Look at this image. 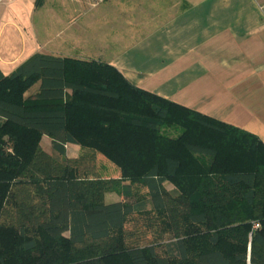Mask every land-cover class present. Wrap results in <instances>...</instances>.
Wrapping results in <instances>:
<instances>
[{
	"label": "trees",
	"instance_id": "16d2710c",
	"mask_svg": "<svg viewBox=\"0 0 264 264\" xmlns=\"http://www.w3.org/2000/svg\"><path fill=\"white\" fill-rule=\"evenodd\" d=\"M99 153L120 178L100 177ZM132 215L145 223L128 230ZM0 264H264V143L108 63L0 70Z\"/></svg>",
	"mask_w": 264,
	"mask_h": 264
},
{
	"label": "crops",
	"instance_id": "0c3cea01",
	"mask_svg": "<svg viewBox=\"0 0 264 264\" xmlns=\"http://www.w3.org/2000/svg\"><path fill=\"white\" fill-rule=\"evenodd\" d=\"M263 4L264 0H102L97 4L42 0L31 1L22 13L17 10L23 23L7 6L6 15L0 14V41L11 27V36L21 33V45L19 50L11 43L5 45L0 70L9 75L36 54L108 63L133 86L246 130L264 143ZM37 92L38 82L25 96ZM45 138L43 151L50 153L48 136H42L40 147ZM73 145H65L67 157L78 155ZM100 163L103 167L96 169L101 178H120L116 166Z\"/></svg>",
	"mask_w": 264,
	"mask_h": 264
},
{
	"label": "rangeland",
	"instance_id": "374dc122",
	"mask_svg": "<svg viewBox=\"0 0 264 264\" xmlns=\"http://www.w3.org/2000/svg\"><path fill=\"white\" fill-rule=\"evenodd\" d=\"M12 1L13 0H0V3H3L2 5H0V14L3 13L4 15H6L5 9H6L7 6H9L11 10H13L16 14H18V19L20 18L21 23H23V21L25 19H24V17H22V15H20L19 13H17V10H20V13H22L21 11H23L24 8H27V7L30 6L31 1H36V0H16L14 3H12L11 6L7 4V3H10ZM40 1H42V0H40ZM10 28L11 27H7L5 29V31L3 32V35H2V38H1V41H0V51H3V49H4V47H5V45L7 43H11V46L13 45L14 50H19V48H20L21 39H19V38L21 37V33H18L15 36H11L10 35L11 33L10 32L8 33V31H10ZM7 34L10 35V37ZM46 140H48V138L43 139V141L41 143L42 146L40 147L41 150L47 148V141ZM73 149L76 150V151H77V149H79V153H81L83 151L82 148L79 145H73ZM76 151H73V155L76 153ZM99 160L100 161H105L106 163L111 164V165H113L115 167V165L112 162H110L108 159H106L100 153H99ZM99 160L96 161V165L99 166V167L101 165V167H103ZM108 179H112V178H108ZM115 179H117V178H115ZM127 182L128 181L122 180V183H127ZM165 186H166L167 189L171 188V186L169 184H167V183L165 184ZM144 189H145L144 187H139V192L141 194H144ZM104 197H107V200ZM104 197H103L104 202L105 201L108 202L110 200H113V199H116V198H120V197L122 198V196H121V194H120L119 191H109V192H106L104 194ZM129 218L130 219L128 221V224L126 225V229H128V230H135V227L133 226L134 224H136V225H138V224L139 225H142V223H145V219L143 220L142 217H140L138 215H132ZM152 221H153V219H152ZM146 233H148V232H146Z\"/></svg>",
	"mask_w": 264,
	"mask_h": 264
},
{
	"label": "built area",
	"instance_id": "2783aa9c",
	"mask_svg": "<svg viewBox=\"0 0 264 264\" xmlns=\"http://www.w3.org/2000/svg\"><path fill=\"white\" fill-rule=\"evenodd\" d=\"M93 4H97L99 3L100 1L102 0H90ZM261 16H262V20H263V23H264V4L261 6ZM257 226V225H256Z\"/></svg>",
	"mask_w": 264,
	"mask_h": 264
}]
</instances>
